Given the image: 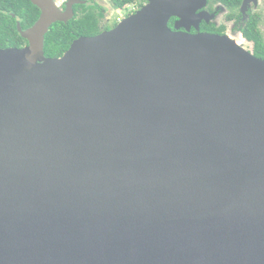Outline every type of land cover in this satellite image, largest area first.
Listing matches in <instances>:
<instances>
[{
	"label": "water",
	"instance_id": "1",
	"mask_svg": "<svg viewBox=\"0 0 264 264\" xmlns=\"http://www.w3.org/2000/svg\"><path fill=\"white\" fill-rule=\"evenodd\" d=\"M31 1L0 49V264H264V59L181 31L200 0L49 57L72 10Z\"/></svg>",
	"mask_w": 264,
	"mask_h": 264
},
{
	"label": "flooded vegetation",
	"instance_id": "2",
	"mask_svg": "<svg viewBox=\"0 0 264 264\" xmlns=\"http://www.w3.org/2000/svg\"><path fill=\"white\" fill-rule=\"evenodd\" d=\"M54 2L62 13L71 9L72 15L68 21H56L51 25L50 29L57 27L59 37L51 43L53 54H47L45 50L46 56L49 57H60L69 49L61 50L57 46L59 43H67L71 46L75 40L81 37L96 36L116 28L122 22L117 20V11L127 6L129 12L124 16L126 18L141 10L149 3V0H54ZM122 5L123 7H120ZM2 10L0 5V16ZM10 14L16 21L17 30L18 22L24 29L33 25H28V20H26L27 25L23 23L22 19L14 12H10ZM195 14L193 22H189L188 27H180L181 31H187L191 34L209 33L226 36L245 49H247L245 45L249 46L250 48L247 50L254 55L255 51H258V57L264 59V52L257 50L254 39L247 36V34L258 36L264 44V0H200L195 8ZM28 18H30L29 14ZM178 20L177 16L170 19L169 26L171 29L176 30ZM22 38L25 42H22L19 47H3L0 24V49L23 48L29 45V41L24 37ZM46 45L45 41V48Z\"/></svg>",
	"mask_w": 264,
	"mask_h": 264
},
{
	"label": "trees",
	"instance_id": "3",
	"mask_svg": "<svg viewBox=\"0 0 264 264\" xmlns=\"http://www.w3.org/2000/svg\"><path fill=\"white\" fill-rule=\"evenodd\" d=\"M14 3V5H13ZM0 5L2 6V13L0 16V24H1V41L2 46H20L22 42H25V40L22 38L20 33L18 32L16 28V21L10 14V12L16 13L21 19L22 22L26 23V20H28V25L34 24L40 15V9L38 6L32 3L31 0H0ZM120 7H123L120 6ZM30 8V10H28ZM28 14L30 15V18H28ZM248 38L254 39L256 42V49L262 50L264 52V44L259 40L258 36H253L251 34H247ZM59 37V30L57 27H52L49 32L46 34V52L47 54H53L51 45L52 42H54ZM58 47H60L61 50L67 49L70 47L67 43H59L57 44ZM64 53H62L60 56H62ZM258 51H255V56L257 55ZM260 58V57H259Z\"/></svg>",
	"mask_w": 264,
	"mask_h": 264
},
{
	"label": "built area",
	"instance_id": "4",
	"mask_svg": "<svg viewBox=\"0 0 264 264\" xmlns=\"http://www.w3.org/2000/svg\"><path fill=\"white\" fill-rule=\"evenodd\" d=\"M122 9V10H121ZM118 13L121 15V16H125L128 12H129V8L126 6L124 8H121ZM119 16L118 17V20L121 21L123 17Z\"/></svg>",
	"mask_w": 264,
	"mask_h": 264
},
{
	"label": "rangeland",
	"instance_id": "5",
	"mask_svg": "<svg viewBox=\"0 0 264 264\" xmlns=\"http://www.w3.org/2000/svg\"><path fill=\"white\" fill-rule=\"evenodd\" d=\"M119 16H121V15H120V14L118 13V11H117V20H118V17H119ZM121 17H123V16H121ZM124 18H125V17H123L121 21H123V20H124ZM118 21H119V20H118ZM245 47H246L247 49H249V48H250V47H249V46H247V45H245Z\"/></svg>",
	"mask_w": 264,
	"mask_h": 264
}]
</instances>
